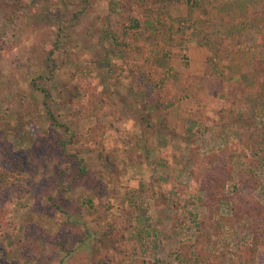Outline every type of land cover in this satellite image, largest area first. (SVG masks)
<instances>
[{
    "label": "rangeland",
    "instance_id": "374dc122",
    "mask_svg": "<svg viewBox=\"0 0 264 264\" xmlns=\"http://www.w3.org/2000/svg\"><path fill=\"white\" fill-rule=\"evenodd\" d=\"M147 1L60 0L84 22L50 56L58 11L0 5V264H264V233L234 219L236 200L209 206L196 190V152L238 170L244 155L226 149L244 126L214 102L203 135L192 93L160 94L197 75L203 42L225 79L264 66L261 28L245 17L259 4L264 22V0ZM253 116L263 126L264 105ZM263 145L246 151L252 183L236 172L228 194L240 185L264 205Z\"/></svg>",
    "mask_w": 264,
    "mask_h": 264
},
{
    "label": "trees",
    "instance_id": "16d2710c",
    "mask_svg": "<svg viewBox=\"0 0 264 264\" xmlns=\"http://www.w3.org/2000/svg\"><path fill=\"white\" fill-rule=\"evenodd\" d=\"M143 1L145 2V0ZM195 1L198 6L202 4V0ZM2 2L3 0H0V5ZM33 2L37 6L46 5L47 11L54 12L57 10L59 13L56 18L59 31L57 36L51 41L50 56L53 54L54 50L59 47V39L63 37V35L71 36L81 30V24L84 22V11L82 9L77 10L72 15H69L70 11H67V9L63 12L64 6H56V4H59L60 0H33ZM147 3L151 8L152 4H149V0ZM261 6L262 5L256 4L249 7L246 10L245 17L252 20V22H254L253 24H258L261 28L259 30V35L261 36L262 34V36H264L261 25L263 22L262 14L260 13ZM65 7L67 8V3H65ZM139 38L140 37H138V39ZM138 46L140 51L141 44H138ZM112 51L117 52V50ZM146 54L145 51L138 52L140 57H146ZM48 61L51 62L53 60ZM255 66L256 69L252 73H243L236 79L230 80L223 78V73L219 64L214 63L213 59H209L203 75H182V78L178 80H167V85H163L164 88L161 90L160 94L169 98H182L188 93H192L196 97L199 120L202 121H199L198 130H200L203 135H205V132L210 128V123L204 121L206 116L202 110L209 109V106L213 105L214 102L220 103L218 110L224 114L221 120L232 126L233 124L244 126L243 129L240 130L244 138L237 140L236 144H231V146H229L231 150H229V147L226 149L227 152L230 154L232 153L231 158H234L235 155H241L240 153L244 155L243 161H238V170L234 168L233 159L232 163H230L231 159L226 158V163H224V165H222L221 160L218 162L217 159H211V162L205 163L199 161L197 158L198 153L196 152V162H194L196 164V190L201 189L206 191L205 200L206 204L209 206L221 204L224 200H236V205H232L234 219L243 222L247 221L246 219L252 218L253 225L255 226L254 230L264 233V224L261 226L258 222V215L253 209L254 206L258 208L264 206L263 203L258 200H255L254 203V201L250 200L251 194H246V191L242 192L240 185L237 192L234 194H228L226 190V181L236 172L242 184L252 183L253 178L246 176L248 172V166L244 160V158L248 156L246 151L247 149L256 150L264 143V125H257L254 120L256 115L253 116L255 111H257L260 106L264 105V66L258 61H256ZM156 71L157 70H155V72ZM177 83L181 84V86ZM51 117H54L53 114H51ZM177 134L179 136L184 135L183 131L180 129L173 130L170 133L171 136ZM173 139H175V137H173ZM172 149L174 152L177 150L174 147ZM199 165H202V167L198 168ZM252 198L254 200L255 197L253 196ZM261 209H263L261 212L264 213V208H259L257 211ZM256 226L258 228H256Z\"/></svg>",
    "mask_w": 264,
    "mask_h": 264
},
{
    "label": "crops",
    "instance_id": "0c3cea01",
    "mask_svg": "<svg viewBox=\"0 0 264 264\" xmlns=\"http://www.w3.org/2000/svg\"><path fill=\"white\" fill-rule=\"evenodd\" d=\"M226 21V20H225ZM224 25H226V23L224 24ZM229 27H231V25L229 26ZM234 30V29H233ZM237 43V42H236ZM234 44V47H235V49H234V51H233V55L234 56H245V55H247V53L246 52H242V50H244L243 48H242V50L241 49H238V48H240L239 46H238V44ZM196 50L197 51H199L197 54L199 55V58H198V62H196V65L194 66V68L196 67V71L194 70V68H193V73H196L197 75H201V74H203L204 72H205V69H206V65H207V62H208V55H209V47L210 46H207L204 42L203 43H200V44H196ZM252 49H254V48H252ZM219 52V51H218ZM238 52V53H237ZM220 53H221V51H220ZM230 54V53H229ZM231 55V54H230ZM223 56V55H222ZM224 57V56H223ZM244 59V58H243ZM245 60V59H244ZM232 62H234V61H232Z\"/></svg>",
    "mask_w": 264,
    "mask_h": 264
}]
</instances>
